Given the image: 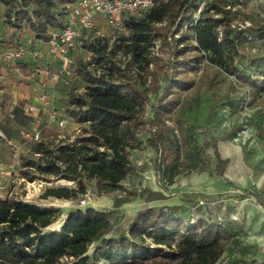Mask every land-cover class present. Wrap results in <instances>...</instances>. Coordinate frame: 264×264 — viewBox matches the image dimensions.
I'll use <instances>...</instances> for the list:
<instances>
[{
	"label": "trees",
	"instance_id": "obj_1",
	"mask_svg": "<svg viewBox=\"0 0 264 264\" xmlns=\"http://www.w3.org/2000/svg\"><path fill=\"white\" fill-rule=\"evenodd\" d=\"M68 1L0 3L9 30L28 29L36 44H44L50 38V29L65 27ZM203 1L161 0L148 9L123 15L125 32L111 33L127 56L123 63L113 59L106 49L107 40L98 32H82L68 67L70 75H60L63 104H55L77 124L78 134L65 140L46 137L44 130L38 141L18 155V171L29 182L52 177L75 185L47 187L43 199L76 200L90 185L97 197L117 190L123 194L112 199L111 208L70 209L53 229L49 226L61 216L59 208H40L12 196L0 198V264H147L158 257L184 258L189 249H195L191 255L196 258L202 249L219 248L232 238L228 226L212 219H197L194 226L187 220L185 231H181L170 225L176 218L175 205H151L170 197L163 191L180 175L197 170L209 176H225L229 160L216 146L221 137H214L211 146L208 141L196 143L194 148L203 165L200 169L190 165L187 154L191 141L186 136V124L200 126L190 111L194 107L198 110V104L204 105L208 98L205 95L201 102L195 98L181 100L182 94L192 88L191 70L204 60L213 66L209 74L202 75L207 94L219 91L224 76L239 83L226 81L230 94L244 90L245 97L253 100L264 93V22L249 26L232 22L231 9L248 0H208L204 6ZM157 44L158 52L153 53ZM239 56L244 58L241 65L234 61ZM95 62L102 63V73L89 69ZM134 65L137 72L132 70ZM35 68L33 62L19 66L24 74ZM144 70L150 81L147 86H139L137 78ZM23 106L22 101L16 102L11 114L18 125L28 127L31 119L24 114ZM147 108L150 116L144 119ZM222 109L217 103L209 106V112ZM210 116L208 113L203 118L204 124ZM143 127L148 133L145 142L156 155L154 170L162 191L122 186L133 169L130 152L142 147ZM209 147L213 148V158L206 152ZM250 195L264 210V194ZM136 199L144 206L135 211L125 227L116 226L110 214Z\"/></svg>",
	"mask_w": 264,
	"mask_h": 264
},
{
	"label": "rangeland",
	"instance_id": "obj_2",
	"mask_svg": "<svg viewBox=\"0 0 264 264\" xmlns=\"http://www.w3.org/2000/svg\"><path fill=\"white\" fill-rule=\"evenodd\" d=\"M231 19L234 24L239 26L263 23L264 0H248L245 5L236 6L231 9ZM96 32L104 37V41L107 40L105 41L107 43L106 49L112 54L113 59L123 63L127 56L118 48L115 35H109V29L104 26H101L99 31ZM2 37L0 36V45L19 46V41L15 35L10 38ZM23 41L21 40V42ZM157 49L158 44L152 49L153 53H157ZM249 52L253 53L254 49H250ZM234 61L237 65H241L244 58L239 56ZM212 67L204 60L191 70L188 75L193 81L192 88L182 94V101L186 99L190 101V98H195L201 102L205 95L208 97L204 105L198 104V110L194 107L190 111V116H195L200 126H194L191 123L186 124V136L191 141L187 155L191 167L200 169L203 162L200 161L199 153L194 148L195 144L208 141L211 146L214 143V137H221L216 146L220 155L229 160L225 176H209L205 171L197 170L180 175L172 185L166 186L167 191H163L166 196L170 195V197L155 204L168 208L173 205L177 207L175 209L176 218L170 220V225L176 226L181 231H185L187 220L192 223L189 225L194 226L197 219H212L215 222L225 224L226 227L228 226L232 238L223 241L219 248L208 247L202 249L196 258L191 255L195 249H189L184 258L177 255L158 257L150 260L147 264H195V262L199 264H250L252 261L259 264L264 261V210L256 199L250 195L264 194V93L256 95L253 100L245 97L244 90L230 94L226 81L228 79L232 80L237 86H239V83L231 77L224 76L219 91L207 94L206 83L202 75L203 73L209 74ZM64 68L69 71L68 67ZM64 68L59 69V75L66 74ZM8 69L12 71L13 68ZM89 69L97 74L103 72L102 63H91ZM148 69H151V65ZM132 70L134 72L138 71L135 65ZM0 73L3 76V72ZM139 76L136 77L137 85L145 84L147 86L150 76L146 75L145 70L140 72ZM33 88L39 90L40 86L32 85L31 90ZM53 98L54 104L61 105L63 103L62 97L58 99L53 95ZM211 103H217L223 106V109L209 112ZM0 112L7 115V112H4L3 109H0ZM208 113L211 114L210 119L204 124L203 118ZM149 116V109L147 108L143 113V118L148 119ZM67 119L68 123L63 128H57L54 125L47 127L44 136L65 140L74 139L78 134V126L72 119ZM169 124L172 125L173 122L171 121ZM146 129L147 127H143L140 133L142 147L130 152L133 169L122 186L131 190L148 187L153 191H162L154 170L156 155L145 142L148 137ZM8 147L5 143L0 142V168H5L4 165L7 166L9 163L14 165L16 161L15 158H12V151ZM206 152L213 158L212 147H209ZM3 171H6V169ZM19 173L20 171L16 169V172L3 176L4 179L0 178V185L6 188L3 191L6 194L5 197L12 196L18 200L36 204L40 208H59L64 213L68 209L76 208L78 199L84 197L81 196L72 201L54 198L43 199L41 195L47 187H75V185L70 184V181L62 184L60 179L54 180L52 177H39L34 180V183L26 179L22 181ZM227 181L232 182L233 185L228 184ZM86 193L88 194V199H86L88 204L82 208L107 209L111 208L112 199L122 195L123 191L117 190L97 197L90 185ZM261 199H264V195H261ZM143 206V201L136 199L114 210L110 214V218L116 226L125 227L135 211ZM63 216L62 213L59 219L49 228H57L61 224Z\"/></svg>",
	"mask_w": 264,
	"mask_h": 264
},
{
	"label": "built area",
	"instance_id": "obj_3",
	"mask_svg": "<svg viewBox=\"0 0 264 264\" xmlns=\"http://www.w3.org/2000/svg\"><path fill=\"white\" fill-rule=\"evenodd\" d=\"M161 0H69L65 4L66 9V25L62 29H50V38L46 45V54L48 56L58 57L69 67L72 63L73 55L78 50L79 38L84 30L99 31L101 26L107 27L109 34L117 32H125L122 25V17L126 13H134L138 9H148ZM208 0H204L202 5H206ZM4 6L0 3V24L4 23L3 15ZM42 57V50L34 41L33 36L25 39L22 45L17 47L5 46L0 51V58L4 61H36ZM67 75L70 71L63 69ZM59 74L53 76V79H60ZM67 85L68 82L64 81ZM34 103H26L23 106L24 114L31 119L28 127L21 130L25 140L34 143L41 138L42 132L49 126L63 128L67 125L68 119L65 116L62 107L54 104L53 95L33 88ZM1 109V106H0ZM0 142L14 149L15 163L13 170L19 168L18 148L13 142L0 130ZM24 181V178L21 179ZM65 181V180H61ZM34 183V181L32 182ZM74 185L73 182H69ZM42 185V184H41ZM38 185L39 187H42ZM6 188L0 185V198L4 199L6 194L3 193ZM78 199L77 207L82 208L88 204V194ZM87 197V198H86Z\"/></svg>",
	"mask_w": 264,
	"mask_h": 264
},
{
	"label": "crops",
	"instance_id": "obj_4",
	"mask_svg": "<svg viewBox=\"0 0 264 264\" xmlns=\"http://www.w3.org/2000/svg\"><path fill=\"white\" fill-rule=\"evenodd\" d=\"M12 35H15L16 38H19L20 41L21 40L23 41L24 38L25 39L29 38V36H31V33L29 32L28 29H22L19 31L9 30L4 23L0 24V36H3L2 38H5V37L10 38ZM5 46H6L5 44L0 45V51ZM38 46L42 50V57L40 59L38 58L36 61L27 60L25 62L24 61L23 62L22 61L6 62L0 58V72H3V76H1V73H0L1 109H3L4 112H7V115H4L0 112V130L3 131L4 134L13 142L15 147L18 148V155L24 153L32 143L25 140V138L22 136L21 130L24 127L18 125L14 121L13 116L11 114V110L15 106L16 102L22 101L24 104L26 103L36 104L34 101L33 93L31 91L32 85H39L40 86L39 89L41 91H45L46 93L50 95H54L58 99H61L60 98L61 90H60V84H59L60 79H57V80L53 79L54 78L53 76L58 75L59 69L66 67V65L62 62L60 58L50 57L46 54L45 43L38 44ZM27 62L35 63L36 68L34 72L30 73L28 71L27 74H24L19 69V66L21 65V63H27ZM11 67L13 68L12 71L8 69ZM9 148L12 151V158H15V155L13 154L14 149L11 147H8V149ZM12 166L13 164L9 163L7 166L4 165L5 168L3 167L0 168V178L1 179L2 178L4 179L5 177L3 176H6L7 174L16 172V170H13ZM4 169H6V171H3ZM64 201H67V200H64ZM69 201H72V200H69ZM155 203L153 204L156 205ZM69 210L70 209H68L67 212ZM61 212L64 214L63 216V219H64L67 212L65 213L63 211Z\"/></svg>",
	"mask_w": 264,
	"mask_h": 264
},
{
	"label": "bare ground",
	"instance_id": "obj_5",
	"mask_svg": "<svg viewBox=\"0 0 264 264\" xmlns=\"http://www.w3.org/2000/svg\"><path fill=\"white\" fill-rule=\"evenodd\" d=\"M60 183L64 184V183H68L67 181H60ZM59 202V201H58ZM57 203V202H56ZM62 203V202H61ZM64 206V205H63Z\"/></svg>",
	"mask_w": 264,
	"mask_h": 264
}]
</instances>
